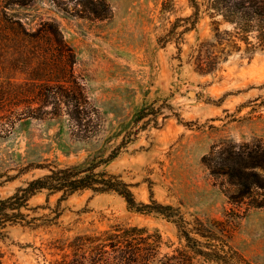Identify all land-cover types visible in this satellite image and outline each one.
Segmentation results:
<instances>
[{
  "label": "rangeland",
  "instance_id": "1",
  "mask_svg": "<svg viewBox=\"0 0 264 264\" xmlns=\"http://www.w3.org/2000/svg\"><path fill=\"white\" fill-rule=\"evenodd\" d=\"M28 1L21 6L0 0V8L8 6L6 13L29 29L41 20L57 23L76 53V72L101 124L92 137L79 139L65 116L16 121L9 133H0V197L47 172L36 163L86 165L107 155L129 133L132 140L106 168L132 184L137 201L149 202L152 193L160 203L180 206L188 218L221 217L229 204L202 156L223 140L264 138V49L251 55L235 51L219 71L202 75L186 60L197 38L211 36L207 16L179 40L159 41L177 18L191 14L187 0H173L168 10L162 9L163 0H105L111 14L104 19L83 17V1ZM182 24L177 31L184 29ZM141 110L149 114L134 122ZM59 195L47 198L41 192L29 201L32 207L43 206L32 215L59 212L52 224L6 228L0 238L2 264H55L70 252L66 244L75 235L117 223L157 230L161 253L178 245L174 223L129 210L115 192L85 190L61 201ZM58 241L66 242L63 250L55 247ZM230 243L252 264H264V208L240 221Z\"/></svg>",
  "mask_w": 264,
  "mask_h": 264
},
{
  "label": "trees",
  "instance_id": "2",
  "mask_svg": "<svg viewBox=\"0 0 264 264\" xmlns=\"http://www.w3.org/2000/svg\"><path fill=\"white\" fill-rule=\"evenodd\" d=\"M83 1V17L109 18L105 0ZM173 0H163L162 9L171 8ZM28 0H16L24 6ZM192 12L177 18L168 33L159 38L167 43L179 40L185 31L195 29L207 16L211 25L209 38H197L190 46L186 62L202 74H214L235 51L247 55L264 49V0H187ZM103 6L104 9H100ZM0 8V133H9L16 121L26 117L45 119L65 116L73 136L92 137L99 131V110L91 104L83 77L76 72V53L65 41L57 23L41 20L35 29ZM183 21L184 29L177 31ZM229 27L222 28V24ZM179 53L182 48L178 46ZM180 60L181 57H180ZM149 113L139 111L134 122ZM126 134L107 155L93 157L86 165L58 166L36 163L47 172L0 197V238L6 228L22 225L36 228L57 219L32 215L30 199L41 192L46 197L60 194L58 201L76 192H115L122 196L129 210L155 215L174 223L178 245L161 253V234L146 227L117 223L94 234H78L66 244L55 264H252L230 243L240 221L253 209L264 208V138L237 141L227 139L213 144L202 156V163L214 183L226 196L229 207L219 218H188L180 206L163 204L153 198L137 201L132 184L106 166L131 141ZM33 165V164H32ZM31 166V165H29ZM63 250L66 242L58 241ZM0 264L1 254H0Z\"/></svg>",
  "mask_w": 264,
  "mask_h": 264
}]
</instances>
